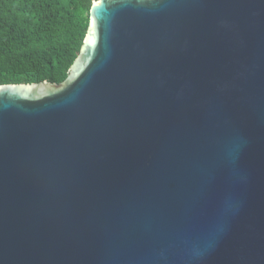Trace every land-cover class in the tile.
<instances>
[{"label":"water","instance_id":"95a60500","mask_svg":"<svg viewBox=\"0 0 264 264\" xmlns=\"http://www.w3.org/2000/svg\"><path fill=\"white\" fill-rule=\"evenodd\" d=\"M0 264H264V0H94L0 84Z\"/></svg>","mask_w":264,"mask_h":264},{"label":"trees","instance_id":"16d2710c","mask_svg":"<svg viewBox=\"0 0 264 264\" xmlns=\"http://www.w3.org/2000/svg\"><path fill=\"white\" fill-rule=\"evenodd\" d=\"M94 0H0V84L64 80Z\"/></svg>","mask_w":264,"mask_h":264}]
</instances>
